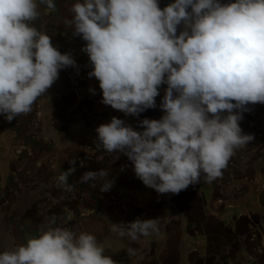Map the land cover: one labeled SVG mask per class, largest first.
Instances as JSON below:
<instances>
[{"label":"clouds","instance_id":"clouds-1","mask_svg":"<svg viewBox=\"0 0 264 264\" xmlns=\"http://www.w3.org/2000/svg\"><path fill=\"white\" fill-rule=\"evenodd\" d=\"M39 5L56 9L54 0H0V116L9 123L32 111L61 70L78 67L30 23ZM70 11L64 23L86 42L88 78L99 82L103 105L139 118L157 107L167 85L164 114L139 120L142 131L115 116L95 129L97 149L114 161L127 157L146 187L178 195L202 176L211 183L253 142L240 122L248 105H264V0H175L163 9L159 0H76ZM76 164L56 177L58 187L76 189L69 183ZM79 166L87 167L84 160ZM109 175L86 171L76 183L107 193L115 182ZM56 221L52 216L38 238L0 253V264H117L94 234L53 227ZM113 231L132 241L160 235L158 218L113 223Z\"/></svg>","mask_w":264,"mask_h":264},{"label":"crops","instance_id":"crops-1","mask_svg":"<svg viewBox=\"0 0 264 264\" xmlns=\"http://www.w3.org/2000/svg\"><path fill=\"white\" fill-rule=\"evenodd\" d=\"M54 2L55 10L39 5V18L30 23L49 35L62 54L71 53L78 67L92 71L88 56L81 51L86 42L73 37L72 29L64 23L71 19L70 7L76 0ZM173 2L159 0V6L163 9ZM182 30L183 25L177 34ZM166 87L159 88L156 108L144 111L139 118L126 117L101 103L102 91L95 78L87 79L85 93L74 95L61 71L59 79L40 97L42 119L37 126L32 111L11 123L0 116V253L38 238L50 226L52 216L58 223L72 220L68 191L62 186L56 190L55 185L61 171L77 160V171L69 183L85 193L90 208L74 219L73 231L94 234L104 254L117 264H264V105H248L249 111L243 113L242 133L255 137L242 164L250 182L225 206L217 194V179L223 170L211 183L202 176L199 184L178 195H161L136 177L127 157L110 160L97 149L95 129L113 116L137 131L143 130L138 127L139 120H159L164 114L159 106ZM80 160L87 167L81 168ZM100 169H109V179L115 178L110 192L76 183L84 172ZM111 197L116 206L106 202ZM137 218H158L160 235L132 241L113 231V223ZM57 222L52 226L57 227ZM254 230L258 231L256 237L251 236ZM129 247L136 250L135 256L127 254ZM259 248L263 253L258 261H249Z\"/></svg>","mask_w":264,"mask_h":264},{"label":"built area","instance_id":"built-area-1","mask_svg":"<svg viewBox=\"0 0 264 264\" xmlns=\"http://www.w3.org/2000/svg\"><path fill=\"white\" fill-rule=\"evenodd\" d=\"M61 71L66 78L70 93L74 95H81L85 93V86L88 79L87 72H85L81 67H69ZM32 113L34 116V125L37 126L42 119L40 98H38L33 105ZM249 148L248 144L246 147L236 150V154L230 159L227 168L223 170V176L217 179V194L221 199V206L227 205L231 199L240 196L244 192L246 185L250 182V179L242 171V164L247 157ZM106 157L113 160L110 154H107ZM55 189L59 190V187L55 185ZM67 196L71 205L69 216L72 220H68L65 223H58L57 220V227L70 228L71 230H74L76 228V222L74 219L79 213H86L90 206L87 204L85 193L81 191L74 190L72 192H67ZM106 202L113 206L117 205V201L113 197L107 199ZM257 232V230H254L251 233V236L256 237ZM262 253V249H257L255 255L251 257L249 261H258Z\"/></svg>","mask_w":264,"mask_h":264}]
</instances>
